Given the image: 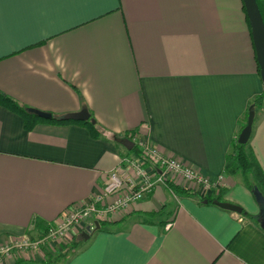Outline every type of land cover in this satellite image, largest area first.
Returning a JSON list of instances; mask_svg holds the SVG:
<instances>
[{"label":"crops","instance_id":"0c3cea01","mask_svg":"<svg viewBox=\"0 0 264 264\" xmlns=\"http://www.w3.org/2000/svg\"><path fill=\"white\" fill-rule=\"evenodd\" d=\"M245 12L242 0H0V91L59 116L84 107L95 126L26 129L0 104V246L40 234L100 192L134 152L131 132L210 182L223 175L222 200L258 213L242 177L222 172L247 103L264 88ZM252 120L248 143L264 172L263 104ZM244 211L158 183L94 231L96 219L86 221L74 247L55 257L44 245L18 251L33 261L6 264L59 255L60 264H264V230Z\"/></svg>","mask_w":264,"mask_h":264},{"label":"built area","instance_id":"2783aa9c","mask_svg":"<svg viewBox=\"0 0 264 264\" xmlns=\"http://www.w3.org/2000/svg\"><path fill=\"white\" fill-rule=\"evenodd\" d=\"M133 139L141 150V154L128 152L120 156L117 164L107 172V180L103 182L101 191L81 204L64 209L53 225L46 227L45 233L38 239L20 238L7 245H1V251L12 247L18 251H36L44 245L45 250L55 244H66L70 238L81 231L88 217L107 219L109 214L124 212L133 206L144 193L149 192L158 183L166 180L182 184L197 185L202 189L221 187L220 175L210 182L205 176L184 161L165 154L147 139ZM189 187V186H188ZM108 198V199H107Z\"/></svg>","mask_w":264,"mask_h":264},{"label":"trees","instance_id":"16d2710c","mask_svg":"<svg viewBox=\"0 0 264 264\" xmlns=\"http://www.w3.org/2000/svg\"><path fill=\"white\" fill-rule=\"evenodd\" d=\"M256 2L260 7V10H261L260 13H261V16L263 18L260 0H256ZM246 19H247V17H246ZM247 20H249V19H247ZM257 69H258V65H257ZM263 101H264V88H263V92L261 94L254 96L250 101H248L247 106H246L247 109L244 112V114H242L239 127L236 130V136L234 139H232V141L230 143V148H229L228 152L225 154V157H224L225 163L222 167V172H224L225 174H228V175L229 174L230 175L239 174L242 177L241 178L242 183L245 184L249 188V191L253 188L254 185H256L258 187V190L262 194V196H264V172H263V170H261L257 158L254 157L253 150L251 149V146L248 143L249 138L245 142H237L236 140H237V136H238V131L246 122L245 118H246V115L248 114L249 110L252 108L255 109L256 107L262 106ZM0 104L5 105L6 107L10 108L11 110L15 111L20 116H22V118L24 120L23 126L26 129L31 128L35 122L41 121V120H44V121L50 120V122H65V121L71 120V119H63V117L61 118L59 115H55V114H51L52 117H49V118L37 116L33 112L29 111V106H26L24 104H20L15 99H13L11 97V95L9 96L8 94H6L2 91H0ZM85 122L89 126L95 128L94 122H92L91 119L90 120L87 119V120H85ZM133 134H134V132H131L129 134V137H131ZM136 143H132V146L130 147V149L134 150V152H136L137 154H141V150ZM164 184H166L168 187H170V189L173 192H175L176 194L196 195L199 198H201V200L207 199L206 202H213L214 199L222 200V197H221L222 193L226 190V186H221L217 189L212 188L211 191L209 192V194L204 196V195L197 194L196 192H194V190H192L188 186H180V185H178L172 181L166 180ZM258 206L264 207V204L258 203ZM243 211H244V209L242 210V212ZM148 213H149V215L156 214V212L154 213L153 211L148 212ZM244 214H245V216L252 218L255 221H257V223L259 225H260V221L264 219V214H258V213L247 214L246 212H244ZM105 220L100 219L98 221V223L99 224L103 223V222H105ZM260 228H261V226H260ZM45 229H46V227L43 228L44 232L46 231ZM76 244H77V241L72 240V242L69 246L74 247ZM44 259H46V257L42 258V260H44ZM30 261H33V260L32 259L29 260L26 258L16 259V263H22V262H29L30 263Z\"/></svg>","mask_w":264,"mask_h":264},{"label":"water","instance_id":"95a60500","mask_svg":"<svg viewBox=\"0 0 264 264\" xmlns=\"http://www.w3.org/2000/svg\"><path fill=\"white\" fill-rule=\"evenodd\" d=\"M243 6H245L246 9V17L249 19V28L252 33V44H254V54L257 59V65L260 72V79L264 83V19L261 16V10L259 5L257 4L256 0H242ZM264 105V101L262 102ZM29 111L33 112L37 116H41L44 118L52 117L51 113L49 111H44L29 107ZM254 109H250L248 114L246 115V122L245 124L240 128L238 131L237 136V142H245L249 136H250V129L252 127V118H253ZM89 114L87 113L86 109L82 107L79 111L76 112H68L61 114L60 117L63 119H87ZM130 143H133L130 141ZM252 196H254L257 203L264 204V196L260 193L258 190V187L256 185L253 186V188L250 190ZM204 202L207 201V199H203ZM213 203L216 205L228 209L233 210L236 212H242L241 207L238 204H235L230 201L226 200H219L214 199ZM258 214H264V207L258 208ZM245 212V211H244ZM98 220H94V226L90 231H94L98 228ZM260 226L264 230V219L260 221ZM90 234L89 232H83V238H86Z\"/></svg>","mask_w":264,"mask_h":264},{"label":"rangeland","instance_id":"374dc122","mask_svg":"<svg viewBox=\"0 0 264 264\" xmlns=\"http://www.w3.org/2000/svg\"><path fill=\"white\" fill-rule=\"evenodd\" d=\"M178 185L182 186V184H178ZM93 218H94V215L92 216V214L88 217L89 220L93 219ZM96 220L99 221L100 219H96ZM50 225H53V223H50L49 226ZM43 232L44 231H42V232H40V234H37V235L32 236V237L25 236L24 238H28V239H31V240L38 239V238L42 237V235L45 233V232L44 233ZM78 233H76V234H78ZM76 234H74L70 238L68 243H66L64 245H62L61 243L60 244H55V246L54 245L53 246L50 245L49 248H47V250H48L47 253L52 255L53 257H55V256H57L55 254H59L61 252H64L67 249H70L69 245L71 244L72 240H76V239L78 240L79 239V236H77ZM17 253H18L17 246L16 247H12V248L4 251V252L1 251V249H0V264H6L7 262H9V260L12 259L11 257H13L15 259H18L19 257L16 256ZM62 260H63L62 256L59 255V257H56L54 260L50 261L48 264H60L62 262Z\"/></svg>","mask_w":264,"mask_h":264}]
</instances>
